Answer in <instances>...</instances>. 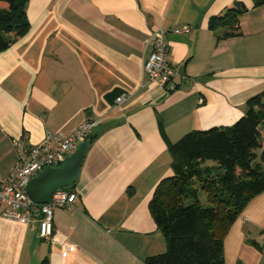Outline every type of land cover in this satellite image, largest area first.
Returning <instances> with one entry per match:
<instances>
[{
    "label": "crops",
    "instance_id": "1",
    "mask_svg": "<svg viewBox=\"0 0 264 264\" xmlns=\"http://www.w3.org/2000/svg\"><path fill=\"white\" fill-rule=\"evenodd\" d=\"M236 2L249 10L241 35L217 42L226 29L211 31L209 21ZM253 7L252 0H29L28 34L0 53V181L17 163V145L99 124L75 203L54 211L52 238L0 218V264H146L166 252L149 203L172 175L167 142L235 124L264 92V6ZM161 27L190 29L167 35L178 86L169 93L143 71ZM254 234L264 236V192L226 237L225 264H264V249H236Z\"/></svg>",
    "mask_w": 264,
    "mask_h": 264
},
{
    "label": "trees",
    "instance_id": "2",
    "mask_svg": "<svg viewBox=\"0 0 264 264\" xmlns=\"http://www.w3.org/2000/svg\"><path fill=\"white\" fill-rule=\"evenodd\" d=\"M252 1L254 9L264 6V0ZM28 2L0 0V53L28 34ZM248 12L236 2L212 17L211 31L226 29L217 42L239 37ZM96 137L91 134L87 141ZM167 147L172 175L157 185L149 203L167 250L148 257L146 264H225L226 237L247 205L264 192V92L247 101L245 115L235 124L191 131ZM74 184L65 189L72 191Z\"/></svg>",
    "mask_w": 264,
    "mask_h": 264
},
{
    "label": "built area",
    "instance_id": "3",
    "mask_svg": "<svg viewBox=\"0 0 264 264\" xmlns=\"http://www.w3.org/2000/svg\"><path fill=\"white\" fill-rule=\"evenodd\" d=\"M188 27L167 30L158 28L150 36L152 52L144 62V75L149 82L163 86L166 93L177 89L175 78L177 71L169 65V44L167 35H183L189 32ZM125 99L119 96L115 103ZM98 121L87 120L68 136L61 133L47 134L40 145L26 147L17 145V163L10 175L0 181V218L30 225L41 239L49 240L54 232V211L70 210L77 199L76 193L61 189L56 191L49 204H34L26 193L29 181L45 167H56L63 163L76 149L87 141Z\"/></svg>",
    "mask_w": 264,
    "mask_h": 264
},
{
    "label": "water",
    "instance_id": "4",
    "mask_svg": "<svg viewBox=\"0 0 264 264\" xmlns=\"http://www.w3.org/2000/svg\"><path fill=\"white\" fill-rule=\"evenodd\" d=\"M183 70V67L179 69V75L183 76ZM89 146V141H84L63 163L39 171L26 187L30 200L37 205L49 204L56 191L73 185L79 176Z\"/></svg>",
    "mask_w": 264,
    "mask_h": 264
},
{
    "label": "rangeland",
    "instance_id": "5",
    "mask_svg": "<svg viewBox=\"0 0 264 264\" xmlns=\"http://www.w3.org/2000/svg\"><path fill=\"white\" fill-rule=\"evenodd\" d=\"M235 233H237V229L236 230H233L231 235H233ZM231 239H233V238H231ZM246 241L247 242H253V241H255L260 246V248H255L254 246L250 245L249 243L246 244L245 242H243V240H240V242H238V244H237V248L236 249H264V236L261 237L258 234H254V235H252L250 237L249 240H246ZM225 249L229 250L228 245H227V242H226ZM226 253H227V251H225V257H226ZM229 261H230V258H229V254H228V262Z\"/></svg>",
    "mask_w": 264,
    "mask_h": 264
}]
</instances>
